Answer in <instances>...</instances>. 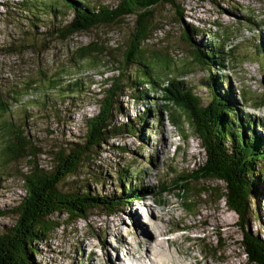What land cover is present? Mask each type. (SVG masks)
I'll use <instances>...</instances> for the list:
<instances>
[{"label": "rangeland", "instance_id": "374dc122", "mask_svg": "<svg viewBox=\"0 0 264 264\" xmlns=\"http://www.w3.org/2000/svg\"><path fill=\"white\" fill-rule=\"evenodd\" d=\"M16 1L0 0V90L9 95L8 104L12 93L19 95L13 94L18 101H12L7 113H0V212L7 213L0 217V236L16 223L17 207L24 195L21 175L29 171L27 159L15 158L8 162L4 155L15 131L28 139L37 151H45V155L35 159L39 166L45 167L47 153L60 142L82 141L83 118L93 116L98 109L95 94L105 88L101 85L104 79L117 75L111 70L116 66L114 61L119 62L121 71L130 75L129 82L139 74L136 66H125L123 58L125 44L135 26L134 16L124 18L120 24L97 27L62 41L47 29L53 23L50 16H41L40 22L32 20L37 28L29 30L30 23L17 9ZM85 1L92 7L112 8L119 2ZM177 3L184 9L183 22L197 28L198 32L193 35L195 43L201 48L209 45L217 48L221 67L202 68L194 62L191 47L182 40L183 29L175 20V9L161 4L154 8L149 21L151 37L143 45L144 58L155 78L164 85L170 78H176L179 88L191 90L205 106L211 98L205 84L210 75L215 76L222 97L232 98V105L240 116L253 121L255 131L264 138V87L261 84L264 0H177ZM70 17L69 14L66 20ZM91 43L109 49L105 60L111 62V66L105 67L93 60L72 62L75 50ZM52 78H60L59 89L51 88L49 80ZM73 79L81 81L84 92L67 98L72 93H66L64 87ZM150 93V100H160L158 93ZM145 105L149 107L146 102H133L130 96L125 97L123 113L135 118L138 115L135 110L141 113ZM115 121L123 123L125 117ZM154 121L149 114L145 124L140 120L133 123L138 139H110L97 150V156L84 160L79 172L66 179L59 186L60 190L71 193L88 187L90 193L116 197L122 191L120 184L115 183L116 171L128 165L134 176L130 177L127 172L125 182L151 188L156 193V187L174 180L177 173L184 176L203 163L204 155L198 151L199 141L195 136L190 135L183 142L172 124L167 126L168 132L164 122L159 129ZM112 145L128 153L116 151ZM261 185L264 186V182ZM205 187L222 188L223 185L218 181L192 183L189 199L194 208L189 213L184 211L182 201L174 192L160 198L124 203L112 217H106L100 210L93 211L87 221L58 230L45 243L35 245L34 261L36 264H121L125 250L128 257L133 256L132 252L145 253L138 263L156 264L147 258L153 246L152 259L161 264H246L239 243L242 235L236 226L238 217L226 209L223 200L202 195ZM261 189L264 193V188ZM160 201L163 203L158 204ZM253 207L247 229L264 238V200H254ZM51 219L64 221L65 217L55 215ZM217 234L221 238V254L212 257L208 248H215ZM155 240L158 246L153 245ZM203 245L208 248L203 250Z\"/></svg>", "mask_w": 264, "mask_h": 264}, {"label": "trees", "instance_id": "16d2710c", "mask_svg": "<svg viewBox=\"0 0 264 264\" xmlns=\"http://www.w3.org/2000/svg\"><path fill=\"white\" fill-rule=\"evenodd\" d=\"M161 4L175 9V20L181 23L183 29L182 40L191 47L194 62L202 68L213 66L220 68L217 48L209 45L202 49L195 43L193 35L198 32L197 28L183 22L184 9L177 0H119L113 8L107 5L92 7L85 0L16 1L19 12L27 16L24 18L30 23L29 30L37 28L36 24L31 23L32 20L40 22L41 16H50L53 23L47 29L62 41L97 27L120 24L124 18L134 16L135 26L125 44L123 58L124 65L136 66L139 74L129 82L130 75L121 71L119 62L114 61L116 66L111 70L117 72V75L104 79L101 85L105 88L95 94L94 101L98 109L93 116L83 118L85 133L82 141L60 142L61 145L47 153L45 167L35 162L39 155L46 154L45 151H37L19 131H15L10 137L4 152L7 161L11 162L15 158L27 159L29 171L21 175L24 195L17 207L16 223L11 230L0 236V264H36L35 245L45 243L58 230L70 228L79 221H87L93 211L100 210L106 217H112L124 203L143 201L148 197L160 198L174 192L182 201L184 211L189 213L194 208L191 207L193 203L189 199L190 185L201 181L222 183V188L205 187L201 194L216 196V201L223 200L226 209L238 217L236 226L242 235L239 243L246 264H264V238L247 229L254 200L255 202L258 198L264 200L261 189L264 188L261 185V182H264V138L255 131L256 125L253 121L243 115L240 116L232 105V98L227 100L222 97L215 76L210 75L209 82L205 84L206 91L211 96L210 103L205 106L191 90L179 88V81L176 78H170L165 85L157 81L152 67L144 58L143 45L151 37L149 21L153 17L154 8ZM69 14L71 17L66 20ZM108 56L109 49L106 46L100 47L91 43L77 48L72 54V62L84 63L93 60L107 67L111 66V62L105 60ZM59 79L49 80L52 89L60 88ZM68 82L64 88L66 93L72 94L67 98H74L84 92L80 80L73 79ZM144 86L148 89L145 90ZM71 87L74 88L73 91ZM150 92L158 93L160 100H150L148 96L152 95ZM13 94L19 96L12 93L8 104L9 95L0 90V113H7L12 101L13 103L18 101V97ZM128 96L133 102L148 103L149 107L147 105L142 107L141 113L136 109L135 113L138 115L131 118L123 113L122 106L123 99ZM165 111L168 112L171 124L183 142H186L190 135L197 138L198 151L204 155L201 165H197L184 176L177 173L173 176L174 180L156 187V193L151 188L142 185L132 186L130 181L125 182L127 172L130 177L134 176L128 165L116 171L115 183H119L122 189L121 195L116 197L90 193L88 187L86 190L77 188L71 193L60 190L59 186L66 179L79 172L84 160L97 156V150L107 145L110 139L123 137L138 139L133 132V123L140 120L145 124V118L152 114L154 125L162 128ZM118 117H125V122H116ZM111 147L121 153H128L118 145ZM6 214L1 211L0 217ZM55 215H63L65 220L51 219ZM220 243V234H217L215 248L203 245V250L208 248L212 251L210 255L216 257L221 254ZM205 256L207 257L206 254Z\"/></svg>", "mask_w": 264, "mask_h": 264}, {"label": "bare ground", "instance_id": "6f19581e", "mask_svg": "<svg viewBox=\"0 0 264 264\" xmlns=\"http://www.w3.org/2000/svg\"><path fill=\"white\" fill-rule=\"evenodd\" d=\"M167 129H169V127H167ZM154 244H157V246H158V243H157L156 240L154 241L153 245H154ZM159 246H160V245H159ZM162 246H163V245H162ZM152 249H154L153 246H152L151 248H149V250H148V251H149V253H148L149 256H147V258H148L149 260L153 261V263L161 264L160 261H159V262H157V261L155 262L154 259H152V257H154V253H153ZM158 251H160V250H158ZM125 252H126V254H127V251H125ZM155 253H156V251H155ZM155 256H156V255H155ZM167 256H168V254H167ZM127 257H128V256H127ZM168 257H169V256H168ZM168 257H167V258H168ZM164 262H165V261H164ZM167 262H168V261H167ZM118 263H120V260L118 261ZM123 263H124V262H123ZM123 263H121V264H123ZM139 264H145V262H141V263H139Z\"/></svg>", "mask_w": 264, "mask_h": 264}, {"label": "water", "instance_id": "95a60500", "mask_svg": "<svg viewBox=\"0 0 264 264\" xmlns=\"http://www.w3.org/2000/svg\"><path fill=\"white\" fill-rule=\"evenodd\" d=\"M261 84H262V86L264 87V75H262V77H261ZM174 126V125H173Z\"/></svg>", "mask_w": 264, "mask_h": 264}, {"label": "clouds", "instance_id": "9594fccd", "mask_svg": "<svg viewBox=\"0 0 264 264\" xmlns=\"http://www.w3.org/2000/svg\"><path fill=\"white\" fill-rule=\"evenodd\" d=\"M163 119V118H162ZM144 201V200H143Z\"/></svg>", "mask_w": 264, "mask_h": 264}]
</instances>
